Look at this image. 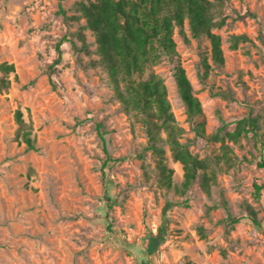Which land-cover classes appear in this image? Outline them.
Returning <instances> with one entry per match:
<instances>
[{"label":"rangeland","instance_id":"374dc122","mask_svg":"<svg viewBox=\"0 0 264 264\" xmlns=\"http://www.w3.org/2000/svg\"><path fill=\"white\" fill-rule=\"evenodd\" d=\"M80 1L0 0V63L15 66L0 91V264H264V152L251 133L225 136L227 160L222 140L197 136L174 79L179 62L207 133L222 136L249 115L264 128V0H212L222 64L185 21L184 35L173 33L177 56L162 54L143 74L163 78L179 141L214 171L209 191L197 177L184 192L163 131L171 186L160 181L143 122L116 97ZM234 35H245L235 47ZM59 40L63 58L51 67ZM16 109L35 150L16 138ZM97 122L113 158L104 168Z\"/></svg>","mask_w":264,"mask_h":264},{"label":"trees","instance_id":"16d2710c","mask_svg":"<svg viewBox=\"0 0 264 264\" xmlns=\"http://www.w3.org/2000/svg\"><path fill=\"white\" fill-rule=\"evenodd\" d=\"M86 25L90 27L96 38L98 52L105 64L109 80L116 97L126 110L133 111L139 116L145 129L148 147L157 154V168L160 181L171 186L172 169L163 158L164 149L157 143L161 139L160 132L165 133L172 157L180 161L183 169L181 190L184 192L197 177L205 191H209L211 182L215 180L214 171L209 169L203 158L192 154L185 143L179 141L182 127L176 122L171 104L167 97V87L163 78L149 72L143 74L148 65L160 60L162 54L177 56L176 42L173 37L174 29L184 35V23L187 21L190 32L194 37L205 36L210 42L211 57L214 62L222 64L224 53L221 36L213 31L222 22L214 20L216 6L212 0H87L77 5ZM64 13L63 8L59 9ZM233 47L245 35L233 36ZM61 40L55 44L57 57L50 65L55 67L63 58ZM208 68V63L204 61ZM0 91L5 90L10 79L8 75L15 73V66L11 62L0 63ZM174 79L179 96L184 103L186 114L193 122V130L197 136L205 140H224L227 136L238 140L241 135L251 133L258 148L264 152V128L257 117L244 116L237 120L233 131H225L220 136L219 129L214 133H207L205 129L206 116L199 98L194 94L192 84L184 67L177 62L174 66ZM19 129L16 138L23 142L27 149H37L36 138L32 134L31 126L24 120L23 113L16 109L14 113ZM97 134L106 153V160L102 167L113 160L106 147V138L102 130V123L97 122ZM223 155L228 160L230 149L224 141L221 144ZM263 160L259 164L263 165ZM262 185L254 183V195L260 197ZM248 213L254 223L258 224L256 211L247 205Z\"/></svg>","mask_w":264,"mask_h":264}]
</instances>
